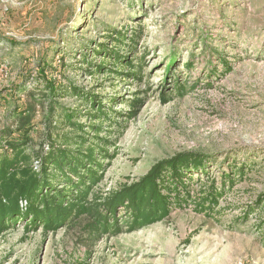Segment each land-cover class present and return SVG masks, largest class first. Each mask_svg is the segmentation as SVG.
Wrapping results in <instances>:
<instances>
[{"label":"rangeland","instance_id":"rangeland-1","mask_svg":"<svg viewBox=\"0 0 264 264\" xmlns=\"http://www.w3.org/2000/svg\"><path fill=\"white\" fill-rule=\"evenodd\" d=\"M118 33L125 42L110 38ZM101 45L131 61L123 74L99 72V63L114 61ZM43 56L55 77L109 111L100 135L111 158L101 159L106 171L94 190L135 182L184 151L210 157L209 176L219 183L224 174L238 182L214 216L177 208L141 229L122 221L120 232L102 235L86 228V215L55 232L20 223L0 233V264H264L262 212L241 220L264 193V0H0V131L31 107L36 149L48 112L47 99L35 100L43 98ZM58 101L92 110L75 95ZM239 167L243 178L231 173Z\"/></svg>","mask_w":264,"mask_h":264},{"label":"trees","instance_id":"trees-1","mask_svg":"<svg viewBox=\"0 0 264 264\" xmlns=\"http://www.w3.org/2000/svg\"><path fill=\"white\" fill-rule=\"evenodd\" d=\"M110 38L125 42L127 37L118 33ZM101 46L102 57H110L114 61L99 63V72L115 67L118 74H123L122 67L130 66L131 61L126 57L123 61L120 52ZM87 58L84 56V62H88ZM90 68L88 63L86 70L93 74ZM57 69L45 56L38 61L37 76L43 98L35 100L40 101L38 104L48 100V112L43 119L44 135L39 148H35L31 136L34 128L28 117L31 107L26 109L27 115L15 114L19 117L16 129L0 131V233L23 222L27 231L42 227L44 231L55 232L84 215L91 219L86 228L97 235L120 232L122 221L127 230L141 229L166 218L177 208L192 207L198 213L215 215L227 188L235 186L238 179L223 173V180L219 183L215 177H210L208 166L211 158L198 152L184 151L161 159L137 181L117 189L94 190L104 179L106 171L101 159L111 158L109 140L100 135L104 130L103 121L110 116L109 111L100 100L96 101V96L55 77ZM128 74L137 75L133 71ZM67 94L79 97L87 108L91 105L92 110L87 109L83 113L80 109L61 105L59 97ZM83 116L89 117L91 122H80ZM96 120L99 123H92ZM87 126L91 130L88 131ZM236 172L241 176L239 178L246 174L244 167L231 171L233 174ZM205 174L209 181L203 183L201 178ZM195 175L199 176V189L192 187ZM122 211L126 220L120 216ZM256 211L263 214L260 229L263 230L264 243V193L245 207L242 222Z\"/></svg>","mask_w":264,"mask_h":264},{"label":"water","instance_id":"water-1","mask_svg":"<svg viewBox=\"0 0 264 264\" xmlns=\"http://www.w3.org/2000/svg\"><path fill=\"white\" fill-rule=\"evenodd\" d=\"M36 162V161H35Z\"/></svg>","mask_w":264,"mask_h":264}]
</instances>
